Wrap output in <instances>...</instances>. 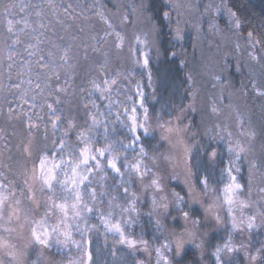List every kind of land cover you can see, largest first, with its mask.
<instances>
[{
	"label": "snow or ice",
	"instance_id": "6c2138e0",
	"mask_svg": "<svg viewBox=\"0 0 264 264\" xmlns=\"http://www.w3.org/2000/svg\"><path fill=\"white\" fill-rule=\"evenodd\" d=\"M60 7L54 3V0H46V4L19 0L18 4L9 3L4 7V29L7 35L4 37L6 48L0 49V67L4 66L3 53L6 52L7 78L12 80L11 73L14 66L17 70L16 75L20 78L19 82L8 86L9 90L16 89L25 104L29 103L28 97L31 92L30 106L32 108L37 106V97L41 98L40 107L41 110L47 108L49 113L47 123L51 126L54 138L50 140L51 147L45 143L44 146L37 148L33 137L39 130V123L33 121L32 115L24 113L27 117L29 141L24 147V162L18 168L19 175L23 179L18 182L10 179L9 176L16 175L11 172L10 166H3L9 169V175H5L0 169V221L4 224L15 223L19 231L0 224V230L8 234V236H0V248L11 249L6 252L10 258L9 264H27L26 257L31 247L39 246L42 249H50L52 247L67 248L74 245L82 256L78 262L70 261V264H91V241H86L85 236L96 228L95 225L88 223L89 219L95 215L100 220V226L105 229V234L112 233L117 236L119 244L126 245L130 249H136L138 245H142L143 251H148L149 241L133 238L126 232L125 227L135 224L133 216L138 215L136 205L139 197L135 191L130 192L127 186L131 182V177L135 176L145 191L151 189L154 193L151 197L152 211L148 215L151 216L153 212H156L164 219L171 217L173 225L183 229L181 234L174 232L165 237V242L154 249L157 257L156 264H173V259L184 253L186 244L201 248L203 241L197 243L199 240L197 232L186 227L190 214L181 209V205L185 203L184 196L175 190L170 195L166 194L162 177L154 172V168L158 171L156 164L153 163L150 166L146 163L149 156L145 145L141 142V137L149 136L153 130L149 110L145 106L147 98L144 93L145 87L152 86V76L149 70L151 52L156 44V37L164 28L174 32L175 40L183 39L179 27V5H174L172 0H164L161 9L145 18L148 29L142 34L143 38L141 35L135 36L137 47L129 49L130 57L134 64L148 71L147 84L137 82L134 90L124 87L117 90L118 81L122 78L127 79V77H122L120 72L110 75L108 65L114 52L123 51L128 25L133 23L134 17H142L143 13L149 12V7L143 2L132 3L123 6L127 10L121 12V6L113 4L116 12L111 16L106 15L107 5L103 2L97 4L95 0L91 6L80 4L74 6L69 3L63 6V14L58 11ZM76 7L81 8L78 15L75 14ZM13 9H18V12L23 15L15 19L12 14ZM33 15L35 19H30ZM173 16H176L175 20ZM81 17L89 26L88 34L94 41L91 53L88 51L89 46L81 42L84 47L83 59L95 63L99 74L95 78L88 79L90 90H86L83 84L80 86L82 93L87 91V99L83 105L85 115L80 117L83 123H78L76 119L64 117L61 95L67 96L71 91L69 80L73 77L69 72H65L67 79L61 84L60 70L76 67L72 63L74 58L72 42L78 37L68 32L73 25L67 23V20L69 18L79 20ZM93 17L96 18L95 22ZM96 23L102 25L99 29L102 35L97 32ZM172 24H176L175 29H172ZM55 25H59L62 31L68 33L69 43L57 42V40L64 41V36H59L57 40L52 39L49 33L55 35ZM235 25L239 29L240 21L236 20ZM76 28L79 33L85 32L83 26L76 25ZM252 36L253 33L249 32L248 38L251 39ZM255 43H260V41ZM44 45L48 46L46 54L42 47ZM75 47L79 48L80 45L76 44ZM171 55L175 57L177 53L171 52ZM187 79L190 81L191 77ZM216 79L218 80L219 77ZM25 84L28 87L23 88L22 85ZM251 88L257 97H264V87H258L253 82ZM2 90L3 87L0 86V91ZM114 91L123 94L124 100L121 101L119 96L113 100ZM130 92L133 94L130 95ZM93 96L100 101L107 102L103 105L104 111H101V105L92 99ZM89 102H91V107H89ZM128 104H131V107L127 106ZM113 109L116 110L113 111ZM138 109L141 111L138 112ZM211 111L216 113L217 109L212 107ZM183 112L184 109H181V114L174 118L175 123L172 119L164 120L157 115L156 126L162 132V139L171 140L172 137H176L178 144L183 143L181 137L187 131V126L180 127ZM109 121H111V127H109ZM236 123L235 136L233 131L227 130V152L230 158L226 166L221 169L219 179L223 187L214 189V191L223 194L222 204L227 208L232 231L243 233L251 232L256 227L257 215L250 214L244 217L243 210L251 209L252 205L248 200L241 199L245 185L238 180L241 173L239 162L245 160L249 165L247 185L249 195L253 172L264 165L255 159H249L253 151V141L257 137L256 131L250 126L245 128L249 122L239 112H237ZM117 124L123 129L122 132L117 130ZM62 125L67 127L62 130ZM219 127L215 125L214 129ZM214 129L208 131L213 132ZM58 132L59 135H57ZM215 135H220V133L216 132ZM215 135L210 136V139H215ZM112 137L118 138L112 139ZM44 139L49 140L47 125ZM220 139L224 140L225 136L220 135ZM184 151L186 154L190 152L187 148ZM129 153L134 154L131 160ZM216 157L217 152L213 149L210 158L215 160ZM152 159L154 161L155 157ZM109 171L113 174L111 177H109ZM109 179L115 183L109 184ZM170 179H175V177H170ZM200 183L203 186L202 190L206 192L209 186L208 177L205 176ZM117 189L122 190L123 203L120 202L119 193L113 194ZM259 191L264 194V187ZM186 195H192L191 186ZM172 205L176 210L181 211L184 225H177V217L173 216L170 211ZM237 210L241 212L239 219L235 214ZM260 214L264 215V212ZM215 220L220 223L219 214L215 216ZM155 223L158 230H161L160 220L157 219ZM192 224L194 227L203 226L199 218L192 221ZM13 232H17V240L24 241L22 246L12 242ZM77 234L81 237L79 241L73 238ZM240 248L245 249V258L249 264L264 260V245L252 254L247 245L234 246L230 232L223 245H217L215 248L213 256L216 264H229L224 260L222 253L237 252ZM113 254L115 255V252ZM169 254H173L172 259ZM0 264H5V261L0 259ZM34 264H39V262H34Z\"/></svg>",
	"mask_w": 264,
	"mask_h": 264
},
{
	"label": "rangeland",
	"instance_id": "374dc122",
	"mask_svg": "<svg viewBox=\"0 0 264 264\" xmlns=\"http://www.w3.org/2000/svg\"><path fill=\"white\" fill-rule=\"evenodd\" d=\"M57 1V5H60L61 7L67 5L60 4L59 0ZM87 1L88 0L73 1V5H81L83 2L84 6H91L94 3V0H91L89 4ZM31 2L40 3L41 0H31ZM101 2L107 5L106 15L109 16L116 12V8L113 7V4L121 6V12L127 10L123 6L132 3L143 2L147 5V0H111V2H109V0H95V3L97 4ZM172 2L174 5H179V27L181 29L183 38L185 34H190L192 37V53L191 56L189 55V60L187 59L189 66L191 67L189 76L191 77L190 84L192 86L193 91L191 108L192 111H196L198 109L197 107L203 106V104L207 105L208 111L202 116V121L205 124V133L209 137L215 135L216 132H219L220 135L225 136L224 140L220 139V135H215V139H212L217 144V147L220 146L223 150V168L226 166L230 158L227 152V130L233 131V134L235 136L237 127V112L242 114V117L249 122V124L245 125V128H248L250 126L257 133V137L253 141V151L250 154L249 159H255L258 163L264 165V97H257L251 88V84L253 82L258 87H264V56L262 51L259 49L258 43H255L256 40L253 37L249 39L248 35L242 34L239 29L236 28L235 21L237 20V17L233 9L227 3V0H172ZM9 3L18 4L19 0H0V49L6 48V45L4 44V37L7 35L4 29V7ZM79 13V9H75V14L78 15ZM12 14L15 19H19L20 16L23 15V13L18 12V9H13ZM61 14L63 13L61 12ZM147 16L148 13L146 12L143 13L142 17H134L133 23L128 25L126 29V42L124 45V49L122 52L119 53L114 52L111 61L108 65V72L110 75L116 72H120L122 74V77H126L127 71H130L134 66L140 67L133 63L132 58L129 54V49L137 47L134 39L135 36L141 35V38H143L142 34L147 31L148 24L147 20L145 19ZM175 19L176 16H173V20ZM93 21H96L95 17H93ZM67 23L73 25V27L69 29L68 32L73 33L78 37L76 41L72 42L74 44V58L72 62L76 65V67L73 68L74 73L80 71V69L83 67L85 68L84 74L86 75V78L90 79L97 77L99 74L97 65L91 60L85 61L83 59V43H86L89 46V53H91V48L94 44V41L88 34L90 30L89 26L84 23L82 17L79 20H73L72 18H69L67 20ZM76 25L83 26L85 28V32H77ZM95 27L99 35H102L103 33L99 32V29L102 27V25L96 23ZM171 27L172 29H175L176 24H172ZM54 32V40H57L59 36L65 37L64 41L62 42L57 40L58 43L67 44L70 42L68 33L62 31L59 25H56L54 27ZM50 36H52L53 38L51 32ZM182 40H176V42H182ZM76 44H79L80 47H75ZM3 55L4 66L0 67V86L3 87V90L0 91V137H3L4 131L10 132L12 130H17L19 123L22 122L25 126V138L28 137L29 141L27 122L21 121L16 117L10 116V114L8 113V109L4 108L5 105L8 103V94L6 91V86L9 82V79L7 78L5 70L7 68L6 52L3 53ZM253 57H256V59H253ZM141 69L145 73V84H147L148 70H145L143 68ZM64 74L65 72H63V75ZM216 77H219V79L217 80ZM125 80L126 79L122 78L120 81H118V84L116 86L117 90L123 83H125ZM137 82L143 83L141 81H136L131 89L134 90L135 84ZM86 85V90H90L88 83ZM148 88H151V91H149ZM144 93L147 98L145 100V106L148 108L147 101L152 95V86L145 87ZM129 94L132 95L133 93L130 92ZM117 96H119V99L121 101L124 100L123 94L119 93L118 91H114L112 99L116 100ZM92 99L95 100L97 104L101 105V111L105 110L103 105L107 103L106 101H100L96 99L95 96H93ZM127 106L131 107V104H128ZM89 107H91V102H89ZM212 107H215L217 109L216 113H212ZM115 110L116 109H113V111ZM139 111L141 110L138 109V112ZM2 119L5 122L4 124H2L1 122ZM121 119H123V117H121ZM150 122L152 124L153 129L150 132V135L152 133H157L158 137L161 138L160 142L164 144L160 153H152L151 151H148L146 149L149 156V159L146 161V163H148L150 166L153 163L156 164L158 171L156 168H154V172L157 176L162 177V182L165 186L166 194L170 195L173 189H169L166 187L168 183H165V177L163 175L164 164H168L169 166V173H166L167 176L165 175L167 178L175 177V179H171L172 182H178L182 187L186 189V191H188L189 186H191L192 195H188L190 202L196 205H200L201 207H205L206 212L209 214L208 219L206 218L205 220H210L211 222L213 220L215 222L214 224L208 223V226L210 225L211 228L214 227L213 230L218 232V238L214 239L213 243L208 248V253H210V255L212 256L214 263L216 264L213 256L216 246H222L223 242L228 239L230 232L232 243L234 246L239 247L242 244L247 245L249 246L250 252L252 254H255L256 250L261 248L262 245H264V215L260 214L264 212V194H261L259 191L260 188L264 187V166H262L258 170H254L251 184V194L249 195V189L247 186L249 179V165L248 162L245 160H241L239 162V166L241 167V173L238 177V180L241 184L245 185L244 191L241 194V199L248 200V202L252 205L251 209L243 210L244 217L246 218L250 214H256L257 220L255 222L256 227L251 232L245 231L241 233L232 231L231 221L227 216V208L225 205L222 204L223 194L222 192L214 191V189L217 188L222 189L223 183L219 185V187L211 186L209 184L208 190L206 192L202 190V184L201 186L197 187L194 183L193 175L190 169L192 144L187 141L186 137L188 135V132H190L189 129L187 128V131L181 137L183 143L178 144L176 137H172L171 140L162 139V132L156 126V120L152 121V119L150 118ZM173 122L175 123V120H173ZM215 125H219L220 127L218 129H214ZM111 126V121H109V127ZM185 126H187V124H180L181 128H184ZM116 128L118 131H123L119 124L116 125ZM209 129L214 130L213 132H209ZM193 133L194 131L192 132V134ZM16 137H19V133H16ZM116 138L118 137H112V139ZM0 141V144L3 145V140ZM49 145H51L50 142L48 146ZM6 147L7 146L5 144L1 148ZM185 148L190 150L189 154L185 153ZM133 155V153H129L130 160L132 159ZM3 156L4 153H2L0 150V159H4ZM153 157H155L154 161L152 159ZM5 175L7 174L5 173ZM112 175L113 174L109 171V177H111ZM10 179H13L17 182L20 181L16 178ZM108 183L114 184L115 181L109 179ZM127 186L129 187L130 192H136L137 196L139 197V202L136 205L138 215L133 216V219H135L136 223L130 227L125 226L126 232L133 238L143 239L141 234L138 233V231H134V229L140 223V218L142 217V215H148V213L152 211L151 197L154 193L151 189L145 191L141 186V182L135 176L131 177V182ZM117 193L120 194V202L123 203L124 197L122 194V190L117 189L116 193L113 194ZM184 199L185 203H188L186 196L184 197ZM185 203L181 205L182 211H185L183 210L185 209ZM105 208H107V205H105ZM217 214H219V216L221 217L220 223H217L215 220V216ZM235 214L239 219L241 215L240 210H237ZM150 217L153 219L154 222L159 219L161 225V230H158L157 225L155 223L156 232L161 234V238L156 239V241L152 245L148 244L147 246V252L152 253V264H156L157 257L154 249L165 242V237L170 236L174 232L176 234H181L183 232V229L181 228L175 230L173 228H170L169 226H166L162 222L163 216L157 214L156 212H153ZM181 220L183 221L184 225L185 222L183 218H181ZM194 220L196 219H192L190 217L186 227L191 231L197 232V235L199 237L197 243L203 241L204 244L205 237L207 235L209 236V227L206 225V223L204 224L205 221L202 222L201 220L200 221L202 222L203 226L194 227L192 224V221ZM88 223L90 225H95L96 228L100 226V220L95 215H93L89 219ZM0 224H4V222L0 221ZM4 226L16 228L17 232L19 231L18 226L15 223L4 224ZM81 226L83 227V224ZM96 228L94 229L96 230ZM100 230L104 233V235L109 236L116 244H119L117 242V236L113 235L112 233L105 234V229L102 226H100ZM92 231H90L85 236L86 241L90 240ZM17 232H13L11 234L12 242L18 243L22 246L24 241L16 239ZM0 236H8V234L0 230ZM73 238L77 241L81 239L78 234L74 235ZM121 246L127 247L126 245ZM186 247H190L192 249H199L196 248L193 244H186L184 249ZM202 247L204 249L206 246ZM31 248L35 249V255L31 258L28 264H34V262L37 261L39 262V264H70V261L78 262L82 256V253L74 245H70L67 248L52 247L50 249H42L39 246H34ZM130 250L133 252L143 250V246L138 245L136 249ZM7 251H11V249L0 248V259H3L6 264H9L10 258L6 255ZM169 256L170 259H172V254H169ZM222 256L226 262H229V264H249L248 260L245 258L244 248H240L239 251L233 253H222ZM143 264H149V262L143 261ZM256 264H264V260H258Z\"/></svg>",
	"mask_w": 264,
	"mask_h": 264
},
{
	"label": "trees",
	"instance_id": "16d2710c",
	"mask_svg": "<svg viewBox=\"0 0 264 264\" xmlns=\"http://www.w3.org/2000/svg\"><path fill=\"white\" fill-rule=\"evenodd\" d=\"M73 1L78 0H59L60 4H73ZM81 1V0H80ZM88 4L91 0L87 1ZM164 0H147V6L149 7L148 15L156 13L162 8ZM41 4H46V0H41ZM55 4H58L57 0H54ZM229 6L235 12L237 20L240 21L239 31L248 35L249 32L253 33V38L258 43L259 49L262 51L264 56V0H227ZM83 5V2L81 4ZM75 9L81 8L76 7ZM49 12L50 9H46ZM63 13V6L59 9ZM51 18V17H50ZM31 19H35L32 16ZM56 26V25H55ZM50 35V33H49ZM24 38V37H22ZM55 35H53V38ZM191 40L190 34H185L182 42H176L174 39V33L170 32L168 28H164L158 37H156V44L154 45L152 51V57L150 59V70L152 76V95L147 101V105L150 112V118L152 121L156 120L157 115L168 120L174 118L181 114V109H184L181 123L187 124L188 132L187 141L192 144V153L190 157V169L193 175L194 183L197 187L201 186L200 181L207 176L209 179V184L211 186L219 187L222 184L220 182L221 169L223 168V150L221 147H217V144L210 139V137L205 133V124L202 121V116L208 110L207 105L197 107L196 111H192V86L190 81L187 79L191 67L187 59L189 60V55L191 56ZM45 54L48 51V46L44 45ZM23 49L21 48V51ZM171 52H176L177 56L173 57ZM73 63V62H72ZM7 64V61H6ZM6 75L8 76V69L6 68ZM16 68L14 66L12 70V80H9L6 91L8 94V103L5 105V109H8L10 116L16 117L21 121L27 122V117L24 115L25 112L28 115H32L33 121L39 123V130L33 137V142L35 146L42 147L45 143L49 144L50 140L53 139L51 126L48 124L49 113L45 107L41 110L40 103L41 98L37 97L36 107L32 108L30 105L32 101L30 97L32 93H29V103L25 104L20 98V95L16 89L9 90V85L14 82H19V77L16 75ZM61 84L64 83L67 77L63 72H69L73 77L69 80V85L71 91L67 96L61 95L63 114L66 118L76 119L78 123H83L80 119L84 116V102L87 99L86 91L81 92L80 86L83 84L85 89L87 88L86 75L84 74L85 68H81L80 71L75 72L73 69H61ZM127 79L121 87L132 88L136 81H141L146 83L144 71L137 66H134L130 71H127ZM23 88L28 87L26 84L22 85ZM151 91V88H148ZM190 106V107H189ZM35 113V115H33ZM39 117V119H38ZM2 124L5 122L1 120ZM47 125L49 140L44 139L45 126ZM24 125L22 122L19 123L18 129L15 131H4L3 145L6 144V148H1L3 145L0 144V150L4 153V159H0V169L9 175V169L3 167L5 165L10 166L11 172L16 173V175L9 176V178H16L17 180H22L23 177L19 175L18 168L24 162V147L28 144V137L25 138ZM67 126L62 125L61 129H65ZM194 133L192 134V132ZM16 133H19V137H16ZM21 133V134H20ZM60 133L58 132L57 135ZM74 139V138H73ZM157 133H152L147 137H142L141 142L145 145V148L152 153H160L164 143L160 142ZM1 142V141H0ZM51 145H49L50 147ZM215 149L217 152V157L215 160L210 158L211 151ZM163 172L165 177V183L167 188L176 190L180 192L184 197H187L188 203H185V211L189 212L192 219L201 220L206 223L214 224L215 222L208 219V213L205 207L191 203L189 196L186 195V189L182 187L178 182H172L170 178H167L169 173L168 164L163 165ZM167 173V174H166ZM166 175V176H165ZM171 214L177 217V225H183L181 220V211L176 210L175 206L172 205L170 208ZM163 224L173 228L175 230L181 229L179 226H174L171 222V217L168 219H162ZM209 236L205 237L203 246L199 249H192L186 247L184 253L180 257H175L173 259L174 264H215L212 256L208 253V248L213 243V240L218 238L217 231L213 230L211 226H208ZM213 231H212V230ZM134 231H138L143 239L148 240L149 244L152 245L156 239L161 238V234L156 232V225L153 219L147 214H143L140 218V223L135 227ZM212 231V232H211ZM91 245L90 251L92 254L91 264H143V261L152 264V253L138 250L136 252L131 251L127 247H123L116 244L109 236L104 235L100 230V226L92 231L90 237ZM35 249L30 248L28 250V255L26 257L27 264L31 258L35 255ZM115 252V255L113 254ZM173 258V254H172ZM6 264V263H5Z\"/></svg>",
	"mask_w": 264,
	"mask_h": 264
}]
</instances>
